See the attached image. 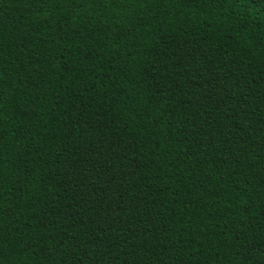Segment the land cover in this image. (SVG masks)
Returning <instances> with one entry per match:
<instances>
[{"label": "trees", "instance_id": "1", "mask_svg": "<svg viewBox=\"0 0 264 264\" xmlns=\"http://www.w3.org/2000/svg\"><path fill=\"white\" fill-rule=\"evenodd\" d=\"M0 264H264V0H0Z\"/></svg>", "mask_w": 264, "mask_h": 264}]
</instances>
